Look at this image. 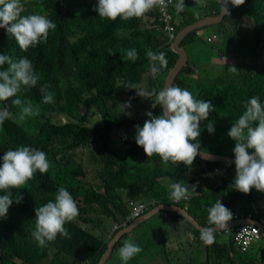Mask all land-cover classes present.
I'll return each instance as SVG.
<instances>
[{"label":"clouds","instance_id":"1","mask_svg":"<svg viewBox=\"0 0 264 264\" xmlns=\"http://www.w3.org/2000/svg\"><path fill=\"white\" fill-rule=\"evenodd\" d=\"M171 1L173 6L170 8V13L175 29L173 39L170 38L166 30V24L160 21L159 8L166 6L167 0H98L93 11L99 14V18L112 21L117 18L122 21L132 18L143 19L145 16L143 25L156 28L158 24L162 41L170 42L172 47L175 38L184 29L180 28L178 31L177 27L183 20L178 21L177 17L174 18L173 13L179 12L176 15H180L186 6L184 0ZM212 1L219 10L200 11V13L196 11L194 15L201 17L198 21L220 14V5L216 0ZM195 3L203 5L204 0H195ZM231 4L246 6L247 2L231 0ZM258 5L263 13L264 0H259ZM222 10L226 11L223 8ZM23 11L22 0H0V29H5L10 37L15 38L19 49L26 52L30 47L35 48L40 43L46 42L49 32L55 31L57 25L46 15H22ZM243 11L245 10H241L240 7L238 14ZM228 12L222 21L211 26L219 27L222 22L225 23ZM241 17L245 18L243 14ZM155 19H157V24H155ZM245 21L248 24L247 27L255 25L254 21ZM225 25L229 27L230 23ZM243 26L238 21L236 25L233 23L229 30L233 31L236 36L246 38ZM259 26L264 30V15ZM207 38L213 46L221 48L225 46V41L220 34L207 36ZM183 47L185 48V46ZM228 48H230L227 50L228 55L218 56L220 62L227 61L235 65L241 63L247 66L249 62L253 61L248 56L235 54L233 45ZM121 52L124 53L121 56L122 59L126 58L134 62L139 58L138 52L134 48L122 49ZM108 53L115 54L111 50ZM146 55L150 61L149 73L155 79L160 75L161 68L167 65L166 54L149 51ZM5 65H7L6 68ZM258 65L262 67V61H259ZM228 71L234 74L239 72L235 66H229ZM39 80V74L34 70L31 60L27 57L16 59L10 55L0 54V102H6L9 98L14 97L11 103L19 109L17 114H13L7 108L0 110V126L9 119L20 123L29 117L39 116L40 108L37 105L33 104L31 100L19 98L22 91L35 88ZM49 87L50 85L43 84L39 89L45 104H51L54 101V94L48 90ZM126 87L137 90L138 86L129 83ZM137 94L144 98H154L150 99L153 101L151 107L154 109L159 105L162 112L158 116L153 115L152 111L146 112L145 115L149 119L145 120L143 127L139 123L141 120H138L134 127L135 137H127L125 150L138 145L143 148L148 159H143L139 165L133 164L134 160L129 162V166L135 168L134 172L137 177L131 179L130 175L129 189L118 191L122 197L120 204L125 212L124 217L115 206L109 207L110 211L118 213V220L113 234L110 235V240L105 242V244L109 243L107 252L116 237L120 235L111 255L117 242L126 234L124 239L134 238V242L125 240L119 248L118 254L122 264H128L140 252H145L147 257L150 253L153 263L148 264H192L194 259L198 261V264H229V262L221 263L218 256L213 255L209 250V245L214 242L225 244L228 247L230 252L226 258L230 262L233 259L236 264H250L253 254L259 256V260L262 262L264 257V217L259 210V201L261 200L260 196L264 195V103H261L257 96L245 102V111L227 133L235 141L234 156H225L216 152L207 153L200 148V143L208 145L202 141L204 134H201L200 123L207 120L210 113L216 110L210 101L197 99L188 89L172 85H167L159 91L155 88L151 91L137 90ZM116 102L118 101L113 103ZM113 103L108 106L111 117H115L111 109ZM122 106L124 109L130 108V101L125 102ZM80 110H83L81 106ZM103 118L106 122L110 119ZM106 122L101 125L105 126ZM206 127L211 136L215 131L213 122L209 121ZM120 130H116L114 133ZM199 152L226 157L234 161L236 178H228L221 173V167L224 164L198 159ZM154 155L159 157L150 158ZM0 159H2L0 192L4 193L0 195V223H7L12 217H18V214L22 213L27 205V196L24 194L27 189L24 186L28 182L31 183L37 173L41 175L50 173L53 164L44 151L23 145L15 150L6 151ZM104 159L106 160L105 164L110 167L106 157ZM99 160L102 164L104 163L103 158L99 157ZM194 161L198 163L197 169L194 171L197 173L189 178L187 173L192 174L193 168L190 171L188 168L193 165ZM202 162L217 164L219 167L209 170V167ZM73 163L81 167L80 172L85 173L80 162ZM149 167L150 169H148ZM209 180H217L219 185L213 186L214 189L204 190V187H208L206 182ZM74 181L76 182V178ZM94 187L98 189L95 185ZM220 187H223L222 196L216 199L208 198L213 203L204 206V202L203 204L200 202V198L211 195V191ZM228 189L231 190V195L228 196L229 200L220 199L224 198ZM236 196H238L237 201L241 199L245 202L249 200L252 202L249 205L238 204L236 206ZM210 205L213 206L209 208ZM93 206L102 207L99 204H87L82 200V197H74L69 189L61 185L57 189L55 197L50 198L44 205L36 207L35 211L29 214L28 219L22 222L23 230L33 245L45 249L46 252L45 247L49 242L53 243L58 236L71 238L65 227L69 222L89 235L94 221H98L100 226L106 227L107 224H102L105 218H100L102 212ZM193 206L202 207L197 217H194L190 211ZM249 207L252 209H248ZM262 214L264 215V210H262ZM204 223L208 225L205 226ZM170 231H175L176 239H167V234ZM223 235L228 241H221ZM201 241L203 246L200 245ZM260 241H263V246L257 248L255 245ZM80 242L85 243L86 241L81 239ZM141 246H144L145 251H142ZM196 247L202 252L198 253L195 250ZM0 251V260L4 264H26L19 258L12 259L9 263L4 262L2 260L4 253L1 247ZM107 252L102 257L100 264ZM247 254H249L248 258H246ZM181 257H184V260ZM84 261L87 264L92 262V259L88 256Z\"/></svg>","mask_w":264,"mask_h":264},{"label":"trees","instance_id":"2","mask_svg":"<svg viewBox=\"0 0 264 264\" xmlns=\"http://www.w3.org/2000/svg\"><path fill=\"white\" fill-rule=\"evenodd\" d=\"M258 1L245 0L246 6L243 4L233 6L231 0H227L229 27L233 26V23L236 25L238 21L242 25L245 20L254 21V26L246 28V38L236 36L231 30L225 31L222 29L224 25L222 22L219 25V34L225 41L223 48L211 45L207 36L203 35V29L193 31L183 43V46H187L200 42L201 46L192 50L193 54L188 64L178 73L173 86L188 89L197 99L210 101L216 109L210 113L207 120L200 123L201 134H204L202 141L208 144L200 143V148L207 153L216 152L220 155L234 156L235 141L227 133L245 111L244 104L247 100L257 96L261 103H264V64L262 67L258 65L259 61L264 62V30L259 26L264 10L262 13ZM97 2L98 0H22L24 5L22 15H46L57 25L55 31L49 32L46 42L40 43L35 48L30 47L26 52L19 49L15 38L10 37L5 29H0V54L10 55L16 59L27 57L40 76L35 88L22 93L28 100L48 106L43 103L39 89L43 84L50 85L48 90L54 94V103L51 105L55 107L58 105L54 112L60 118L54 122L50 116H45L40 125L36 126L39 131L30 130L29 126L23 125V122L15 123L11 119L0 126V158L6 151L15 150L23 145L44 151L53 164L50 173L43 175L37 173L36 178L24 186L27 189L24 194L28 202L23 212L18 214V217H12L7 223H0V247L4 253L2 258L4 262L9 263L12 259L19 258L26 264H48L49 252L45 255V249L30 242L23 230L22 222L28 219L29 214L34 212L36 207L44 205L50 198L55 197L61 185L69 189L74 197H82L87 204H99L105 207L102 208V213L111 217L110 222L114 223L118 220L117 212L108 211L111 206H115L124 217L125 212L120 204L122 197L118 191L129 189L130 174L135 171L134 167L129 166V162L134 160L133 164L139 165L143 159H148L143 148L138 145L126 150L110 146L111 134L120 129L130 134L137 121L143 115L145 118L143 111H152L156 116L161 114L162 109L159 105L154 109L151 107L153 101L150 99L154 98L141 97L137 94V90H145L141 84L147 88V91L153 88L159 91L163 88L169 71L179 57L172 50L170 42L162 41L157 19H155L156 28L145 27L142 18H132L127 21L119 18L115 21L101 19L99 14L93 11ZM184 2L186 7L180 12L183 22L177 27L178 31L180 28L191 26L201 18L194 15L200 10L195 0H184ZM240 7L245 11L238 14ZM178 13H173L174 18ZM242 14L245 18L241 17ZM231 45L235 54L248 56L255 64L235 65L227 61L215 63L214 59L218 56L228 55L227 50ZM133 48L138 52L139 58L136 61L121 58L124 55L122 49ZM109 50L115 54H109ZM149 51L166 54L167 65L161 68L160 75L155 79L149 73L150 61L146 55ZM229 66H235L239 72L236 74L229 72ZM216 68L218 72L213 73ZM129 83L136 84L137 90L127 88ZM127 93L130 95L129 101L134 103V110L131 112L127 109H118L115 117H111L108 106L115 101H126ZM80 106L83 110H80ZM95 109L99 110L102 118H110L105 126L101 123L95 125L92 122V112ZM61 119L65 122L61 123ZM209 121L213 122L215 129L211 136L206 127ZM139 123L143 127L144 122L139 121ZM94 141L106 146L108 154L105 157L108 165L112 167L109 172L111 174L106 177L98 175L89 178L86 173L80 172L79 165L73 162L66 163L64 159L66 153H75L88 148ZM126 142L127 137H125ZM154 157L159 156L154 155L150 158ZM96 161L98 166L102 165L99 156L96 157ZM202 163L206 164L209 170L219 167L217 164ZM56 167L59 169L53 172ZM82 180L92 183L98 190L95 187L87 188ZM97 180L98 183H95ZM222 193L223 187H220L211 191V195L200 198V202L203 204L208 198L216 199L222 196ZM3 194L0 192V195ZM229 195H231L230 189L226 191L224 198L220 199L228 201ZM201 208L193 206L190 211L194 217H197ZM65 227L70 229L72 240H79L81 232H85L70 222ZM125 236L126 234L117 242L106 264H122L118 254L119 248L125 240L134 242V238L124 239ZM60 239L62 238L58 236L53 243L64 241ZM108 247L109 243H102L95 238L89 245L93 252L89 255L92 262L87 264H100ZM141 248L145 251L144 246ZM209 250L213 255L218 256L221 263L236 264L233 259L230 262L226 258L230 251L225 244L214 242L209 245ZM73 259L79 264H86L81 257H73ZM148 263H153V259L150 253L147 257L145 252H140L128 262V264Z\"/></svg>","mask_w":264,"mask_h":264},{"label":"rangeland","instance_id":"3","mask_svg":"<svg viewBox=\"0 0 264 264\" xmlns=\"http://www.w3.org/2000/svg\"><path fill=\"white\" fill-rule=\"evenodd\" d=\"M144 18H145V16L143 17L142 22H144ZM177 20L181 21V20H183V17H181V15H178ZM227 20H228V18L226 19V22L224 23V26H223V29L225 31L229 30V27L225 25V24H229V21H227ZM247 26H248V24L245 21L244 26H243V32L246 31ZM213 34H216V35L219 34V27L218 26H211V27H208L206 29H203V35H205V37L211 36ZM221 38H222V36H221ZM239 56H241V55H239ZM249 63L251 65L255 64L253 61H251ZM263 64H264V62H262V65ZM223 70H226V69H223ZM217 72H218V68H216V70L213 71V73H217ZM59 79H62V78H59ZM141 86L145 90H147V88L145 86H143L142 84H141ZM129 97H130V95L127 93L125 95L126 101H122V102L118 101L116 103H113L111 105L112 112L115 114V112H117L118 109H124L122 105L125 102H129ZM19 98H21L23 100H28L27 97L22 92L19 94ZM12 99H14V97L9 98V100L6 102H0V110L7 108L13 114H17L19 112V109L11 103ZM33 104L37 105L40 108V114H39V116L29 117L25 121H23V125H25V127L29 126L30 130L34 129V130L39 131V129H37L36 126L40 125V122H42L45 119L44 118L45 116L46 117L50 116L54 122H56L57 120L60 119V118H58L57 113L54 112L57 110L56 108H58V105L55 107V106H52L51 104L50 105L48 104V106H44V105L36 103V102H33ZM130 104H131V107L127 108V110H130L132 112V110H134L135 106H134L133 102H130ZM146 112H147V110L143 111V113H146ZM92 118H93L92 122L95 123V125H97V123L106 122V120L101 117L98 109H95L92 112ZM146 119H149V118L147 116H145V118H144V115H143L139 120L145 122ZM63 122H64V119H61V123H63ZM134 131H135V129L131 130V133L129 134L128 132H125L123 129V130H120L119 132L114 133L111 137L110 146L121 147V148L125 149V146H126L125 137H130V136L135 137L136 133H134ZM129 141H131V140H129ZM106 154H108V152L106 151V146L104 144L100 143L99 141H94L92 143V146H90L88 148H85L83 150H79L75 153H66L64 155V159H65L66 163L80 162L83 171L85 173H87L89 178H94L98 175H103L104 177H106L109 174H111V173H109L111 168L105 164L106 160L104 159V157ZM97 156L103 158V160H104V163L101 166L97 165V161H96ZM127 159H129V158H127ZM53 162H54V159H53ZM130 164L133 165L132 163H130ZM58 169H59V167H56L53 170V172L58 170ZM195 173H197V172H192V174L187 173V176L189 178H192L195 175ZM130 175H131V179H135L137 177L136 172H134V171H132ZM82 182H84V184L87 185V188L94 187V185L92 183H88L86 180H82ZM95 183H98V180ZM206 185L216 187L219 185V182L217 180H209L208 182H206ZM260 199L261 200L259 201V210H260L262 217H264V215L262 214V210H264V195H261ZM211 203H213V201L211 199L210 200L208 199V200L204 201V206L205 205L207 206V204L209 205ZM211 206H213V205H210L209 208ZM93 207L99 209L102 212V207H99V206H93ZM108 211H110V208ZM100 218L106 219V220L103 219L104 223H102V224H107V225H105L106 227H103V225L100 226L98 221H94L92 223V229H90V235L87 234L86 232H81V236L78 238L79 240H72L71 238L70 239L69 238H62L60 240L64 239V241L63 242L56 241L57 244L49 242L48 246L45 247L46 248L45 255H47V253L49 252L48 255L50 257V259H49L50 261L48 262V264H79V262L76 259H73V257H81L84 260H86V258L90 254H93L92 250H90V248H89V245L94 242L95 238H98L99 240L101 239L100 241L102 243H105L106 241L108 242L110 240V235L113 234V230H114V227H115V224L117 223V221L114 223L110 222L111 217H108V215L105 213H102ZM88 235H89V238H87ZM223 236L224 237L221 238V241H223V242L228 241L225 238V235H223ZM176 237H177V234L175 233V231H170L167 234V239L174 240V239H176ZM81 239H84L86 242L85 243L80 242ZM200 245L203 246L202 241L200 242ZM255 246L257 248L262 247L263 241L258 242ZM54 254L56 256L55 258H54ZM57 255H58V257H57ZM248 256H249V254H247L246 258H248ZM0 259H1V251H0ZM181 259L184 260V257H181ZM0 264H4V263L1 262V260H0ZM192 264H198V261L196 259H194ZM250 264H263V259L261 262L259 260V256H257L256 254H253V258H252V261H250Z\"/></svg>","mask_w":264,"mask_h":264},{"label":"water","instance_id":"4","mask_svg":"<svg viewBox=\"0 0 264 264\" xmlns=\"http://www.w3.org/2000/svg\"><path fill=\"white\" fill-rule=\"evenodd\" d=\"M216 1L221 7V12L218 16L212 17V18L202 19L200 21L193 23L191 26L181 30L179 32V34L177 35V37L175 38V41L172 44V50L178 54L179 58H178L177 62L175 63V65L172 67V69L169 71L164 87L167 85L173 86L176 76L181 71V69H183L186 66V64L189 61V58H190L189 53L187 52V50L183 46H181V44H183L184 40L190 34H192L193 31H196V30L203 28V27H208V26L217 24L220 21H222L224 19V17L226 16V14L228 12V4L225 3V0H216ZM222 8L225 9L226 11H223ZM197 158L204 160V161H207V162L224 164L221 167V173L226 175L228 178H234V179L236 178V168L233 166V165H235L234 161H231L230 159H228L226 157H221V156H217V155H210V154H205V153H201V152H199V154L197 155ZM229 166H233V167L230 168ZM119 236L116 237L114 242L110 245V249L107 252V254L105 255V257L103 258L102 264H104V262L109 257V255H110L117 239L119 238Z\"/></svg>","mask_w":264,"mask_h":264},{"label":"crops","instance_id":"5","mask_svg":"<svg viewBox=\"0 0 264 264\" xmlns=\"http://www.w3.org/2000/svg\"><path fill=\"white\" fill-rule=\"evenodd\" d=\"M198 7L200 9L199 13H200V11H213L214 12L216 9H218L217 5H215L212 0H204L203 5H198ZM196 45L198 47H196ZM200 46H201L200 42L199 43H193L192 45L185 46V49L188 51L189 55L192 56V54H193L192 50L199 49ZM214 62L215 63L220 62L218 57L214 59ZM146 164H149V163L146 162ZM197 165H198V163L196 161H194L193 165L188 168L189 169L188 171H190V169H192V168H193L192 172L196 171ZM148 169H150V167ZM201 186H202V184H201ZM208 189H214V188H213V186L204 187V190H208ZM200 190H201V187H200ZM237 198H238V196H236V201H235L236 206H238V204L239 205H249L252 202L251 200H249L248 202H245L244 200H241V199H238V201H237ZM253 208H254V204H253ZM248 209H252V208L249 207ZM195 250L198 251V253L202 252V250H200L198 247H196Z\"/></svg>","mask_w":264,"mask_h":264},{"label":"built area","instance_id":"6","mask_svg":"<svg viewBox=\"0 0 264 264\" xmlns=\"http://www.w3.org/2000/svg\"><path fill=\"white\" fill-rule=\"evenodd\" d=\"M173 6V2L171 0H167L166 6L159 8L160 13V21L164 22L166 24V30L168 31V34L171 39L174 38L175 35V29L172 25V15L170 13V8Z\"/></svg>","mask_w":264,"mask_h":264}]
</instances>
